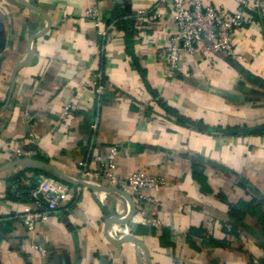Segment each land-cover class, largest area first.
I'll use <instances>...</instances> for the list:
<instances>
[{"label": "crops", "instance_id": "obj_1", "mask_svg": "<svg viewBox=\"0 0 264 264\" xmlns=\"http://www.w3.org/2000/svg\"><path fill=\"white\" fill-rule=\"evenodd\" d=\"M211 1L237 9L236 0ZM156 4L0 0V167L19 146L71 179L79 160L110 153L119 176L164 178L145 190L155 203L144 215L159 227L124 220L132 206L120 191L65 182L60 207L32 234L20 215L35 206L37 175L60 178L33 161L1 169L0 264H264V26L251 17L235 31L240 58L182 55V71L169 76L157 51L175 27ZM91 5L99 21L86 16ZM139 8L152 12L136 16ZM97 71L109 85L101 103ZM20 172L34 184L28 200L7 194ZM128 234L139 241H119Z\"/></svg>", "mask_w": 264, "mask_h": 264}, {"label": "built area", "instance_id": "obj_2", "mask_svg": "<svg viewBox=\"0 0 264 264\" xmlns=\"http://www.w3.org/2000/svg\"><path fill=\"white\" fill-rule=\"evenodd\" d=\"M236 1L237 9L228 12L211 0H157V8L164 6L170 9L166 12V17L172 20L175 27L166 46L157 51V58L166 65L167 75L171 76L182 71L183 66L180 61L182 55H192L198 52L226 54L232 58L241 57L235 49V31L242 28L251 17H256L264 26V0ZM151 12V9L139 8L136 16H146ZM163 15L156 9L152 16L157 23H160L163 21ZM86 16L99 21L98 7L96 5L87 7ZM99 32L103 42L106 30L100 28ZM93 85L97 103H101L109 91V85L98 71L93 79ZM68 109L69 106L66 105L62 116L68 112ZM13 152L17 157H32L37 154L35 149L19 146L15 147ZM115 167L112 153L104 156L92 155L90 157L88 155L77 162L78 179L90 183L104 181L107 185L127 191L135 204L132 218L144 225L159 227L160 222L156 217L144 215V205L155 203L154 198L145 193V190L158 187L164 182V178L145 172H133L122 177L116 174ZM37 178L38 185L32 191L35 206L20 215L23 225L32 234L35 233L38 220L57 211L63 195L69 189L67 183L51 175L39 173ZM32 248L42 255L46 253L41 243L33 242ZM253 262L259 264L256 256L253 257Z\"/></svg>", "mask_w": 264, "mask_h": 264}, {"label": "water", "instance_id": "obj_3", "mask_svg": "<svg viewBox=\"0 0 264 264\" xmlns=\"http://www.w3.org/2000/svg\"><path fill=\"white\" fill-rule=\"evenodd\" d=\"M12 86H13V83L11 81L10 92H9L7 98H6V101L4 103V106H3L2 110L7 106L8 102H9ZM24 161H33V162L37 163L38 165H41V166H44V167H47V168L53 170L59 176V178L61 180H63L64 182H67V183H73V184H76V185H83V186L92 187V188H98V189L117 190V191H120V192L124 193L129 198V200L131 202V206H132L130 215L127 218H125L124 220H129V219H131L133 217L134 210H135V204H134V200H133L132 196L127 191L122 190V189H120L118 187H115V186H110V185L101 186V185H96V184H93V183H90V182L81 181L79 179H71L59 167H57L56 165H54L52 163H49V162H46V161H42V160H39V159H36V158H32V157H19L16 160L12 161L10 164L5 165V166H1L0 170L4 169V168H8L9 166H13V165L22 163ZM113 218H115V217H113ZM125 240H136V241H139V239L137 237H135L134 235H132V234L123 235L122 237L119 238V241H125Z\"/></svg>", "mask_w": 264, "mask_h": 264}, {"label": "trees", "instance_id": "obj_4", "mask_svg": "<svg viewBox=\"0 0 264 264\" xmlns=\"http://www.w3.org/2000/svg\"><path fill=\"white\" fill-rule=\"evenodd\" d=\"M254 18L256 19V17H254ZM52 172H54V171H52ZM23 180H24L23 179V172H20L18 174H15V175L9 177L8 178L7 194L13 198L18 199V200H28L30 197H29V192L27 190L30 187L32 188L34 186V184H31L28 187V186H26V183L23 182ZM194 231H195V229L193 230V232Z\"/></svg>", "mask_w": 264, "mask_h": 264}]
</instances>
